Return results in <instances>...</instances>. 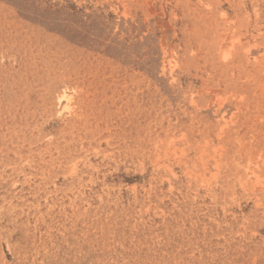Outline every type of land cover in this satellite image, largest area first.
I'll list each match as a JSON object with an SVG mask.
<instances>
[{"label": "rangeland", "instance_id": "obj_1", "mask_svg": "<svg viewBox=\"0 0 264 264\" xmlns=\"http://www.w3.org/2000/svg\"><path fill=\"white\" fill-rule=\"evenodd\" d=\"M0 264H264V0H0Z\"/></svg>", "mask_w": 264, "mask_h": 264}, {"label": "bare ground", "instance_id": "obj_2", "mask_svg": "<svg viewBox=\"0 0 264 264\" xmlns=\"http://www.w3.org/2000/svg\"><path fill=\"white\" fill-rule=\"evenodd\" d=\"M229 56V51H225L224 58L226 59ZM71 99V95L64 93L63 96L59 99L60 113H66L69 110V100Z\"/></svg>", "mask_w": 264, "mask_h": 264}]
</instances>
